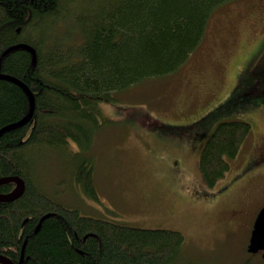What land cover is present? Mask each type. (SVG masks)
I'll use <instances>...</instances> for the list:
<instances>
[{"label":"trees","instance_id":"trees-1","mask_svg":"<svg viewBox=\"0 0 264 264\" xmlns=\"http://www.w3.org/2000/svg\"><path fill=\"white\" fill-rule=\"evenodd\" d=\"M233 1L0 0V74L22 82L34 100L30 121L0 135V179L24 182L17 198L0 201V255L14 264L21 253L22 264H176L179 231L82 216L43 193L35 160L53 152L74 160L75 185L97 200L89 151L108 122L102 105L180 69L203 40L211 14ZM262 3L254 11L264 14ZM29 110L26 93L0 79V129ZM249 133L245 121L218 123L199 155L206 185L225 176ZM256 162L250 154L244 183L264 168ZM15 187L0 184V195Z\"/></svg>","mask_w":264,"mask_h":264},{"label":"rangeland","instance_id":"rangeland-1","mask_svg":"<svg viewBox=\"0 0 264 264\" xmlns=\"http://www.w3.org/2000/svg\"><path fill=\"white\" fill-rule=\"evenodd\" d=\"M257 1L264 2L235 0L216 9L180 69L102 105L108 122L89 151L97 200L75 185L74 160L57 152L35 160L43 193L82 216L179 231L176 264H264L260 253L246 251L264 193L258 181L244 183L253 144L264 145V14L254 11ZM227 120L249 123V138L225 176L208 186L200 151Z\"/></svg>","mask_w":264,"mask_h":264},{"label":"water","instance_id":"water-1","mask_svg":"<svg viewBox=\"0 0 264 264\" xmlns=\"http://www.w3.org/2000/svg\"><path fill=\"white\" fill-rule=\"evenodd\" d=\"M23 48L29 50V51H33L30 47L26 46V45H22ZM0 79H6L11 81L12 83L16 84L17 86H19L28 96L29 102H30V110L28 115L23 118L22 120H19L13 124H10L2 129H0V135L11 128H15L18 126H21L23 124H25L26 122H29L32 116V112H33V107H34V100H33V96L30 92V90L19 80L10 77V76H6V75H2L0 74ZM8 182H13L16 184V189L13 190L12 193L8 194V195H0V201H9V200H13L15 198L18 197V195L21 193V191L24 188V182L22 181L21 178L19 177H8V178H1L0 179V184L3 183H8ZM48 215H45L44 217H47ZM43 217V218H44ZM40 219L39 224L37 226V228L39 227L42 219ZM262 252L261 257L264 259V206L259 210V212L257 213L255 220L253 222L252 225V229L250 232V236H249V240H248V245H247V252L248 253H252L255 254L257 252ZM0 263L1 264H14L12 261H10L8 258L0 255Z\"/></svg>","mask_w":264,"mask_h":264},{"label":"flooded vegetation","instance_id":"flooded-vegetation-1","mask_svg":"<svg viewBox=\"0 0 264 264\" xmlns=\"http://www.w3.org/2000/svg\"><path fill=\"white\" fill-rule=\"evenodd\" d=\"M256 145H259V144H254L253 145L251 155H252V158L253 159L256 158V160H257L256 164H259V163H261V162L264 161V145H262L263 148H261L262 146L260 148L258 146L255 148L254 146H256ZM256 149H257V151H256L257 153L254 152ZM261 172H262V169H261L260 173L258 172V173L252 174L251 176H253V177H252V180L251 181H254V182L259 181V180L264 181V177H263L264 176V173H261ZM261 187L262 188L260 189V193L261 192L264 193V185L261 184ZM22 261H23V254L21 253L17 264H22Z\"/></svg>","mask_w":264,"mask_h":264}]
</instances>
